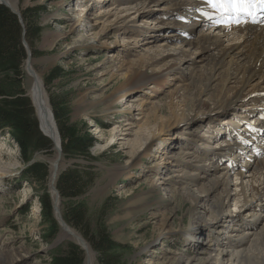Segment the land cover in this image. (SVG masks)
Returning <instances> with one entry per match:
<instances>
[{"label":"rangeland","instance_id":"1","mask_svg":"<svg viewBox=\"0 0 264 264\" xmlns=\"http://www.w3.org/2000/svg\"><path fill=\"white\" fill-rule=\"evenodd\" d=\"M14 1L20 15L27 8L37 9L33 21L40 30L37 38L28 41L23 36L21 40L26 56L21 65L22 89L30 101L35 118L37 111L30 96L31 75L27 69L28 61L24 43L31 53L32 67L41 77L58 133L57 117H60L61 121L73 128L75 136L80 138L88 136L93 139V145L88 149V155H69L62 152L60 156L61 168L55 181L56 191L58 192L57 181L62 175L69 171H76L79 177L76 182L79 186L77 196L63 197L58 193L62 222L68 227V231L66 230L68 236L63 237L60 235L63 230L62 226L53 211V195L50 188V162L55 158L57 150L53 149L54 145H51L50 150L36 151L31 154L28 163L24 162L19 146L11 138L10 130H0V255L9 253L12 257L11 261L1 260L0 264H50L53 256L64 252L61 251L63 249L58 248L65 247L67 243L75 244L82 249L83 264H86L87 254L83 245L69 238L74 237V234L91 252L93 264H102L101 255L83 238L79 230L65 221L67 210L75 207L83 211L93 235H97L101 228L105 229L110 240L115 243L114 248L106 253L107 257L113 256L117 264H180L177 261L179 258L192 259L195 261L193 264H203V261L204 264H214L213 261L206 262L203 255H211L218 247L212 241L219 234V229L223 227L220 242L226 243L223 236L226 238L229 235L233 224L223 221L214 224L217 230H212L210 233L207 229L204 230L200 240L204 243L210 238L208 240L213 246L209 251L197 250L195 245L185 238V233L193 218V209L196 208L197 212L200 210L192 206L183 192H179L182 188H186L185 181L187 180V178L184 180L181 169L186 167L187 171H192L194 169L191 165L196 163L192 162L184 166L181 162H184V157H187L188 161L190 159L188 157L193 152H182L184 155L181 154L175 158L178 161L175 165H168L166 171H162V169L155 168L162 157V153H159L161 150L158 149L155 153L156 145L152 144L149 154L147 153L148 156L143 155L144 152H140L141 154L137 156L136 162H140L141 168L122 171L117 179L111 181V172L130 162V151L136 150L139 144L136 141L139 139L137 135L145 136L147 130L143 131L142 125L147 124L152 129L153 125H157V122L162 119L166 121L170 119V106L178 104L177 99L173 100L170 95L172 89H175L182 97L185 96L184 86H187V91L189 87L195 92L193 86H188L190 82L185 73L184 76L165 74L163 86L156 90L152 85L142 87L134 91L130 97L125 96L123 99L115 93L120 85L118 78L130 67V61L137 59L139 49L147 46V42L150 46H157L162 40H155L150 32L141 33L135 38L134 33L138 29L134 27L140 23L143 25L145 20L142 22L136 20L135 24L129 23L131 21L128 19L133 17L131 12H128L130 17L121 13L117 16L118 18H114L108 14L120 7L133 4L134 1L145 0ZM147 6L149 8L146 9V13L151 14L149 13L151 11L156 21H158V16L167 14L166 11H155L160 7L154 3ZM83 8L85 9L82 11ZM86 12L89 25L84 23L85 25L83 24L75 32L70 31L68 25L72 20L80 13L85 14ZM147 21H149L147 25L142 27L149 26L155 30L157 26H154L155 24L149 19ZM124 26H129V28H126L127 31L122 34L121 29H124ZM167 28H169L168 34L166 33L168 36L171 35L170 31L177 29L169 25L163 30ZM90 34L105 37L99 40L91 37ZM136 41L138 42L134 44ZM91 43L95 45L94 49L85 46ZM170 43L173 44L171 41ZM235 44L229 43L232 46ZM119 50L122 53H118ZM210 51L214 52V50L206 49V52ZM112 54L116 57L113 58ZM121 61L125 62L124 70L117 69ZM189 64L195 67L193 71L202 66V63L194 61H189ZM113 68L115 76L111 77ZM145 75H152L151 70L146 71ZM51 76L54 77L49 82L48 79ZM108 97L111 98L110 102L105 100ZM128 99L134 100L141 107L130 109L131 112H128L124 104ZM187 102L185 111L177 112L179 115L176 118L190 117L213 109L212 102H208L195 111H190L195 103L190 100ZM111 103L115 105L110 107ZM185 126L189 127V125L182 124L171 133L174 137L173 144L179 141L178 138H182L185 131L190 130H186ZM195 126L197 125L192 127ZM115 127H118L116 135L112 132ZM37 131L50 142V139L40 130V124L37 126ZM176 132L178 134H175ZM59 137L62 147L60 133ZM181 145L180 143L179 146ZM179 146L172 148L178 150ZM31 164L45 167L47 176L43 182L25 177V172ZM187 174L192 175L190 172ZM232 177H230L231 194H235L236 181ZM163 187L167 188L163 189ZM173 189L174 193H171ZM44 195H48L51 202L50 220L43 215ZM226 206L224 213L232 212L231 215H233V212L237 210L239 211L237 213H240L239 216L246 214L245 209H242L239 203L235 207L232 200ZM207 218L203 219L205 223H211V218ZM48 235L53 236L51 240H47Z\"/></svg>","mask_w":264,"mask_h":264},{"label":"bare ground","instance_id":"2","mask_svg":"<svg viewBox=\"0 0 264 264\" xmlns=\"http://www.w3.org/2000/svg\"><path fill=\"white\" fill-rule=\"evenodd\" d=\"M5 1L14 10H17L16 2L14 0ZM170 1L171 0L134 1L133 4L120 7V9H116V11L108 14L114 18H118L117 16L121 13L127 14V17H130L128 15L130 13L128 12H131L133 17L128 19L131 21L129 23L135 24L137 22L136 20H141L140 22L145 20L143 21V25L140 23V25L134 27L135 29H138V31L134 33L135 38L140 36L141 33L146 34L150 32L151 37H154L155 40H162L159 45L154 47L150 46L147 42V46H144L143 49H139L137 59L131 60L130 67H128L125 73L118 78L120 85L116 88L115 93L120 95L121 99L125 96L130 97L134 91H137L142 87L152 85L155 90L159 89L163 86V77L165 74L170 76H184L186 73L188 76L187 80L190 82L188 86H193L195 90L194 92L188 87L187 91V86H184L185 96L182 97L175 89H172L170 95H172L173 100L177 99L178 104L170 106V119L168 121L162 119L157 122V125H153L152 129L149 128V125L147 124L142 125L141 128L143 131L147 130V132L144 137L137 135V138L139 139L136 141L139 142V144L136 150L130 151L129 158L132 160L130 159V162L125 164V166L113 170L111 172V181L117 179L122 171L141 168L142 165H139L140 162H136L137 156L141 154L140 152H144L143 155L148 156L147 153L151 150L152 147L150 148V146L152 144L154 146L156 145L155 153H157L158 149L161 150L159 153H162V157L160 158L159 163L155 165V168L166 171L167 166L175 165L176 162H178L175 158L182 154V151L180 153L179 149H173L176 145L179 146L180 144L179 141L175 144L172 143L174 137L171 133H173L175 128L182 124L192 127L193 125L198 126L205 124L206 122L213 123L215 122L216 117L226 118V125H230L232 122V116H237L243 119L242 117L244 114L247 115L248 112H250L248 107L256 104V94L263 92L264 90V88L262 89L264 85V29L258 27L255 30L254 28H250L249 25L243 26L240 28L239 32L234 33L231 38H228L225 41L227 44L224 46H218L219 43L224 41V38L211 33L200 34L192 40H183L177 35L178 31L182 28L176 27L177 23L174 20L176 15L175 12H179L180 8ZM151 3L160 7L155 11L167 12V14H162L161 18L165 17V19L168 20V23H166L167 20L163 21L159 18L158 21L154 20L151 11H149L151 14L146 13V9L149 8L147 5ZM84 9L85 8H83L82 11ZM169 18L173 21L170 22ZM148 19L151 22H154V26H157L156 28L154 27L155 30H152L149 26L142 27L147 25L149 22L147 21ZM125 20L126 19H124V21ZM84 23L89 25L87 12L85 14L80 13L68 26L70 31L75 32L80 29ZM169 25L177 28L176 30L169 32L171 33L170 36L165 34L166 30V33H168L169 28L163 30V28L169 27ZM126 28H129V26H124V29H121V31L123 30L122 34L127 31ZM90 35L99 40L102 38L104 39L105 37H99L98 35L93 34ZM128 39H131V37H128ZM170 41L173 42V44H169ZM137 42L138 41L134 44ZM229 43L236 44L232 46L229 45ZM85 46H89L92 49L95 48L93 43ZM206 49L214 50V52H206ZM118 53H122V51L119 50ZM112 57L115 58L116 56L112 54ZM189 61H194L199 64L202 63V66L193 71L195 67L190 65ZM121 62L122 63L117 66V69L124 70L123 66L125 62ZM27 69L31 75L30 96L36 107L40 130L51 140L55 146V150H57L56 148L60 146V137L51 113V108L44 93L41 77L33 69L32 61L28 62ZM148 70H151L152 75H145V72ZM111 73V77H114V68ZM105 100H107L106 102H110L111 98L108 97L105 98ZM187 100L194 101L195 103L192 106L194 109L192 108L190 111H195L200 108L201 105L203 106L208 102H212L211 106L213 109H209L205 113L190 117L176 118L180 113L179 111L183 112L187 108ZM124 104L128 108V112H131L130 109H138L141 107V105L136 104L132 99H128ZM114 105L115 103H111L110 107ZM177 112L179 113L177 114ZM166 122L169 123L164 125ZM189 127L185 126L186 130H191ZM117 129L118 127L114 128L112 131L113 134L117 132ZM142 129H140L141 132ZM178 132L175 134H178ZM202 137V139L206 140V136ZM219 142L220 141H215L216 144ZM167 156L170 158L166 159L165 157ZM214 157H218V159L214 160ZM186 158L187 157H184V162H181L184 166H187L192 162L196 163L191 165L194 169L192 171H187L186 167L181 169L184 180L186 178L187 180L185 181L186 188H182V191L179 192H183L187 199L192 203V206L198 207L200 210L197 212L196 208L193 209V218L191 225L185 233V238L189 243L195 245L197 250L202 249L204 251H209L213 244L208 239L205 240L204 243L200 240L203 236L204 230L207 229L208 233L212 230H217L218 228H215L214 224L223 221L227 223L230 218L232 223L239 224L238 230L231 229L229 234L230 237H234L230 238V241H235V244L224 246V243L221 242V245H218L211 255H203V257L205 256L204 260L206 262L213 261L214 264H264V203H262V198L264 197V159H261L250 166L248 168V174L244 175L239 171L234 174L233 177L236 181L234 184L235 194H231L232 185L230 177H232V175L227 171L224 165L221 164V160L224 158L223 150L221 148H217L216 146L214 148H209L204 153L193 152L191 156L188 157L190 158L188 161ZM163 162L164 165H162ZM50 163V188L53 195V208L56 218L62 225L63 219L60 212V199L57 194L58 192L56 193L55 191L56 177L61 168V160L58 152ZM216 164L223 167H219ZM194 171L196 172L194 173ZM187 172L192 173V175H188ZM256 184L259 185L256 186ZM166 188L167 187H163V189ZM171 193H174V189ZM231 200L234 202L235 207L239 203L240 207L245 209L246 216H239L238 214L240 213L236 215H231L232 212H230V214L226 212L224 213V210L227 207L226 204ZM206 217H208L207 219L211 218V223H205V220L203 219ZM246 220H252L253 224L246 222L243 225V222ZM67 228L66 225H62L63 230L60 235L63 237L66 235L68 236V234H66V230L68 231ZM76 236L77 235L74 234V237L71 236L69 238L75 239V241L79 243L78 237ZM215 240L216 236L213 238V241ZM225 244H229V242H226ZM88 250L89 249L86 251V264H93L91 252ZM11 259L12 257L9 253L0 255V261L5 260L8 262L11 261ZM177 261H179L180 264H193V262H195L192 259L184 258H179Z\"/></svg>","mask_w":264,"mask_h":264},{"label":"trees","instance_id":"3","mask_svg":"<svg viewBox=\"0 0 264 264\" xmlns=\"http://www.w3.org/2000/svg\"><path fill=\"white\" fill-rule=\"evenodd\" d=\"M35 8H27L21 12L23 28L18 18L6 7L0 5V130L9 129L12 140L19 146L24 162H29L31 154L51 148L50 142L37 131V121L28 97L22 89L21 65L26 58L21 45L23 36L28 40L36 39L40 30L35 25ZM24 29V34H23ZM54 76L48 79L53 80ZM52 79V80H51ZM55 106V105H54ZM56 108V106H55ZM59 133L62 138V152L65 154L88 155V149L93 145V139L75 136L72 127L57 117ZM61 122V123H60ZM76 171H69L57 181L58 193L63 197L77 196L78 188ZM43 182L46 179V169L43 165L31 164L25 172V177ZM43 215L50 220L52 213L48 195L42 200ZM65 221L81 232L83 238L101 255L102 264H117L113 256L107 257L115 243L110 240L104 228L93 235L89 221L79 208H70L65 214ZM55 230L52 232L54 234ZM53 236L48 235L47 240ZM62 254L53 256L50 264H83L82 249L72 243H67Z\"/></svg>","mask_w":264,"mask_h":264},{"label":"snow or ice","instance_id":"4","mask_svg":"<svg viewBox=\"0 0 264 264\" xmlns=\"http://www.w3.org/2000/svg\"><path fill=\"white\" fill-rule=\"evenodd\" d=\"M203 16L216 26L231 30L233 26L264 25V0H202ZM210 10V11H209Z\"/></svg>","mask_w":264,"mask_h":264},{"label":"water","instance_id":"5","mask_svg":"<svg viewBox=\"0 0 264 264\" xmlns=\"http://www.w3.org/2000/svg\"><path fill=\"white\" fill-rule=\"evenodd\" d=\"M0 5H2V6H4V7H6L12 14H14L17 18H18V21H19V23L21 24V27L23 28V24H22V18H21V15L19 14V12L15 9H13L11 6H9V4L5 1V0H0ZM23 34H24V29H23ZM23 43H24V41H23ZM24 47H25V49H26V54H27V61L29 62L30 61V57H31V53L29 52V49H28V47H27V45L24 43ZM34 106V105H33ZM37 121H38V117H37ZM44 136H46V135H44ZM49 139V138H48ZM50 142H51V140H50ZM51 145H54V144H52V142H51ZM54 147L55 146H53V149H54ZM57 149V152H58V155H59V157L61 156V153H62V150H61V146H59L58 148H56ZM56 191V190H55ZM56 193H57V191H56ZM58 194V193H57ZM53 211H54V208H53ZM57 212V211H56ZM59 217V216H58ZM58 220V219H57ZM62 225L63 226H65V224L62 222ZM61 225V226H62ZM59 241H61V239H58ZM78 241H79V243H81V245H83V247H84V250H85V253H86V249L87 248H85V246H84V244H83V241L82 240H80V238H78ZM57 243H55V245H56Z\"/></svg>","mask_w":264,"mask_h":264}]
</instances>
